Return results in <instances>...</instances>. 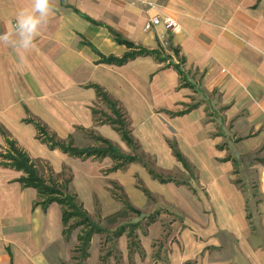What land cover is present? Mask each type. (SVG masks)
<instances>
[{
  "label": "crops",
  "instance_id": "obj_1",
  "mask_svg": "<svg viewBox=\"0 0 264 264\" xmlns=\"http://www.w3.org/2000/svg\"><path fill=\"white\" fill-rule=\"evenodd\" d=\"M55 3L26 63L0 44V264H119L101 253L104 234L116 240L121 264H264V0ZM26 7L30 0H0V34ZM155 13L179 23L166 44L157 37L163 25L143 30ZM113 33L157 54L103 62L130 50ZM97 89L116 103L134 147L97 119L98 110L115 119ZM49 137L77 148L100 146V137L141 160L113 169L110 156L74 157ZM7 139L104 229L92 235L87 258L78 251L82 227L64 233L62 206L37 204L36 189L18 181L23 171L3 164ZM131 223H138L132 246L129 227L113 236ZM163 233L165 261L152 247Z\"/></svg>",
  "mask_w": 264,
  "mask_h": 264
},
{
  "label": "trees",
  "instance_id": "obj_2",
  "mask_svg": "<svg viewBox=\"0 0 264 264\" xmlns=\"http://www.w3.org/2000/svg\"><path fill=\"white\" fill-rule=\"evenodd\" d=\"M115 40L118 43L124 44L130 50L124 53L121 57H103L101 56V61L106 63H113L116 65H121L126 61L132 59L137 55H150V54H157L155 51L148 50L143 47H137L132 43L122 39L117 33H113ZM180 72V71H179ZM98 90L99 96L105 100V102L109 105V108L113 112L115 119L107 118L105 121L109 122L114 126L116 130H118L123 139L126 143L132 147H134V143L129 135L130 131L128 129V123L123 118L122 113L116 107V103L107 98L106 94ZM96 112V111H95ZM39 132H42L41 127L37 126ZM96 141L100 142L101 145L97 147H85V148H77L73 147L72 145L62 144L58 142H54L50 137L48 138V142H50L51 147H58L64 152L68 153L71 156L79 157V158H100L104 156H110L113 160H115V165L113 169H118L125 166L128 163L139 161L141 160L138 155H124L118 151L117 148L113 147L107 140H104L100 137H94ZM7 145L9 151L6 154L2 155L3 158L8 160L7 162L3 163L4 165H8L12 168L17 170L23 171V176H21L18 181L24 187H33L36 189L41 201L37 202V204H41L42 206H46L51 202H57L62 206V222L65 225L64 233H68L71 229L77 226H81L82 230L81 233L78 235V251H80V255L83 259L88 257V249L91 237L94 233H103L104 229L100 227L97 223L92 221L86 212L83 210L82 205L77 202L76 197L74 194H68L65 192L66 185H59L58 182L50 175L45 178L36 168L35 163L31 160V158L25 153L22 149L18 148L14 141L7 139ZM176 157L180 160L184 166H186L185 161L181 157V155L175 152ZM149 173L152 177L158 179L161 182H168L172 179L170 178H163L159 174L155 173L151 168H148ZM146 195L149 193L143 189ZM126 206L134 211L138 212L137 210L133 209L128 203ZM156 213L150 214L147 217L146 225L153 222L156 218ZM76 219V221L72 224H69L71 219ZM138 226V223H131L130 225H123L120 226L116 231H114L113 236L118 237L121 235L126 227H129L127 232V236L131 239L130 246L134 244V235L133 231Z\"/></svg>",
  "mask_w": 264,
  "mask_h": 264
},
{
  "label": "clouds",
  "instance_id": "obj_3",
  "mask_svg": "<svg viewBox=\"0 0 264 264\" xmlns=\"http://www.w3.org/2000/svg\"><path fill=\"white\" fill-rule=\"evenodd\" d=\"M56 11L55 0H30V7L17 11L13 28L0 34V44L12 48L20 62L26 63V53L37 47L41 28Z\"/></svg>",
  "mask_w": 264,
  "mask_h": 264
},
{
  "label": "rangeland",
  "instance_id": "obj_4",
  "mask_svg": "<svg viewBox=\"0 0 264 264\" xmlns=\"http://www.w3.org/2000/svg\"><path fill=\"white\" fill-rule=\"evenodd\" d=\"M99 111V113H97V119H99V120H105L106 118H108V117H113V116H110V115H108V114H106V113H104L102 110H98ZM148 161H150V160H148ZM165 176L167 177V175L165 174ZM169 176H171V175H169ZM255 184V182H252V184ZM255 186V185H254ZM254 188V189H253ZM66 190V189H65ZM248 191H253L252 193H255L257 190L255 189V187H253V185H252V187H250L249 189H248ZM66 192V191H65ZM69 194V193H68ZM115 194L116 195H118V196H120L121 195V192L119 191V189H117V191H115ZM103 195V194H102ZM255 196H256V194H255ZM258 196H261V194H259ZM77 198H78V196H77ZM84 200V204H86V202H87V200H86V198H84L83 199ZM83 200L80 198V201L79 202H83ZM99 200H102V201H106L107 200V198H106V195L105 196H102ZM114 201V200H113ZM116 201V200H115ZM116 202H119L118 200L116 201ZM108 204H109V202H108ZM119 204V203H118ZM165 209V208H164ZM166 210V209H165ZM131 216H133V213H129ZM167 218H166V220H163V226H164V233L166 234L168 231V225H169V223H170V221L169 220H171V219H173V217L171 216V215H168V216H166ZM71 222H73V220H71L70 221V223ZM144 222V221H143ZM166 227V228H165ZM162 234L161 235V238L160 239H157L153 244H152V247H154L153 248V255H154V257H161L162 259H164V261H165V259H166V254H167V250H168V248L166 249L164 246H166L167 245V240H168V238H167V236H168V234L167 235H165V234ZM105 234L102 236V240H101V253L102 254H105L107 251H109L110 253H112L113 254V256H114V262L115 263H119V264H121L122 263V261H121V256L119 255V252H118V250L116 249V240H111L110 242H107V241H105ZM167 247V246H166ZM157 252V253H156ZM157 264H162V263H157Z\"/></svg>",
  "mask_w": 264,
  "mask_h": 264
},
{
  "label": "built area",
  "instance_id": "obj_5",
  "mask_svg": "<svg viewBox=\"0 0 264 264\" xmlns=\"http://www.w3.org/2000/svg\"><path fill=\"white\" fill-rule=\"evenodd\" d=\"M147 4L150 7H161L160 3H156L154 1H147ZM158 25H163L164 32L158 34V40L167 43L168 37L175 33L179 28V23L171 16L162 14V13H155L149 19L146 20L143 26L144 31H151Z\"/></svg>",
  "mask_w": 264,
  "mask_h": 264
}]
</instances>
